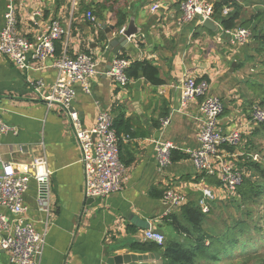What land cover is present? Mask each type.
I'll use <instances>...</instances> for the list:
<instances>
[{
  "label": "crops",
  "instance_id": "crops-1",
  "mask_svg": "<svg viewBox=\"0 0 264 264\" xmlns=\"http://www.w3.org/2000/svg\"><path fill=\"white\" fill-rule=\"evenodd\" d=\"M182 2L17 1L19 33L27 39L34 41L57 19L66 32L60 41L63 53L67 52L70 57L80 53L92 55L100 72L109 69L116 57L124 56L130 64L149 61L158 67L163 80L161 86H155L139 78L131 80L127 87H120L100 73L91 82L90 93L84 92L80 85L75 86L73 109L86 129L94 128L100 111L112 113L120 138V157L126 167L122 191L104 199L87 200L85 170L71 122L62 111L48 109L29 83L41 80L47 88L52 85L57 78L53 61L34 63L33 70L24 72L0 55V115L18 130L17 134L3 137L0 147L3 160L23 172L42 157L52 173L48 196L41 198L38 184L32 180L24 197V218L46 235L41 264H108L109 258L132 253L124 247L144 240L148 229L167 237L163 230L168 227L165 219L179 214L181 209L174 208L166 216L171 208L164 200L168 189L182 193L186 197L185 205H200L204 189L212 190L215 200L225 198L217 179V184H209L204 174L194 169L188 154L199 145L202 100L197 99L187 107L182 105L180 84L186 77L197 80L206 77L210 94L220 97L226 107L220 119L221 128L226 133L242 132L241 146L236 156L231 157L233 164L243 165L241 170L246 173L251 155L264 156V131L253 135L257 128L250 117L252 110L264 101V83L258 79L251 81L254 77L244 75L249 70L259 75L264 72V68L250 60L252 53H248L256 47V41L233 48L226 38L222 42L218 40L220 27L211 35L198 30L202 25L198 20L180 25ZM6 5L7 0H0V35ZM85 5L93 6L97 24L85 18ZM155 6L158 9L153 12ZM118 10L127 15L126 24L120 30L116 27ZM131 21L138 34L130 37V45L112 46ZM235 61L237 65L231 72ZM238 63L243 66L237 69ZM257 88L262 93L256 92ZM165 120L167 125L163 124ZM157 140L173 143V152L180 157L164 172L158 171L155 161L154 141ZM249 140L259 149L249 151L246 148ZM0 214L11 217L5 209H0ZM134 230L136 234L132 233ZM0 264H11L7 252H0Z\"/></svg>",
  "mask_w": 264,
  "mask_h": 264
},
{
  "label": "built area",
  "instance_id": "built-area-1",
  "mask_svg": "<svg viewBox=\"0 0 264 264\" xmlns=\"http://www.w3.org/2000/svg\"><path fill=\"white\" fill-rule=\"evenodd\" d=\"M18 0H7L4 15L5 24L0 35V55L10 59L24 72L33 70V64L53 61L52 67L57 71L55 82L48 88L41 80L29 83L48 109H58L70 120L73 133L81 151V162L85 170V196L87 200L104 199L123 190L126 167L120 157V138L115 128L114 118L110 111H100L97 123L92 129H86L79 114L73 109L76 100L75 86L80 85L86 93L91 92V82L100 73L111 79L120 87H127L131 79L127 75L130 61L116 57L111 67L99 71L97 60L90 54L80 53L70 57L64 52L57 58V43L66 32L59 20H52L49 26L36 36L34 41L19 33ZM157 6L152 8L156 11ZM183 15L179 22L184 25L195 20L203 24L213 20L221 29L219 41L225 38L233 48L246 46L252 38V30L246 27L226 29L214 18V1L183 0ZM230 9L224 7L222 15L228 16ZM88 20L97 24L96 17L88 12ZM124 29L120 34L124 33ZM130 39V38H129ZM210 83L186 77L181 81V102L184 107L197 99H201V127L198 136V147L189 150L188 154L197 172L216 177L225 197L237 193L245 180V172L238 169L231 161L236 154L226 152V147L241 146L243 134L240 130L226 133L220 126V119L225 113V105L218 96L210 94ZM251 121L255 125L264 123V109L256 107L251 112ZM168 124V120L163 122ZM15 127L8 125L0 115V147L4 136L17 134ZM155 161L158 171L164 172L173 164L171 142L154 141ZM253 161H264L258 154L250 156ZM0 163L3 174L0 175V209L7 210L11 217L0 214V251L10 255L11 264H41L46 235L24 218V197L34 180L39 187L41 198L48 196L51 171L44 158L36 159L23 172L16 170L13 164L6 163L0 152ZM45 198V197H44ZM43 198V199H44ZM215 194L210 189L203 190L200 206L205 213L209 212L208 201H214ZM164 200L170 204L168 216L174 208H181L186 203V197L177 190L168 189L164 192ZM144 239L162 246L165 235L156 230L148 229Z\"/></svg>",
  "mask_w": 264,
  "mask_h": 264
},
{
  "label": "trees",
  "instance_id": "trees-1",
  "mask_svg": "<svg viewBox=\"0 0 264 264\" xmlns=\"http://www.w3.org/2000/svg\"><path fill=\"white\" fill-rule=\"evenodd\" d=\"M109 1L110 0H105V3ZM105 3L103 4V8ZM214 7V18L220 21L224 28H248L249 26L253 28L252 36L256 41V47L254 48L255 52L250 55V60H253L256 66L264 68V9L258 7L247 20L245 19V15L248 7L238 0H218L214 2ZM224 7L231 9L229 15L226 17H222L221 15ZM83 10L87 13L91 12L96 17L92 5H85ZM116 17L118 19L116 27L120 30L126 24L127 15L125 12L118 10L116 11ZM198 30L207 32L211 35L216 34L207 30L202 25L198 27ZM62 50V44L58 42L57 58L62 56ZM121 58L126 57L122 56ZM242 66L243 64L238 63L237 69ZM127 75L131 80L145 78L152 85L161 86L163 84L158 67L154 66L149 61L131 63L127 70ZM203 79L206 80V77ZM259 107L264 109V101L259 104ZM256 128L253 135H257L259 132L264 131V123L256 125ZM246 148H248L249 151H251V149L254 151L259 149L258 146L250 140ZM225 150L230 154H235L237 151L234 147H226ZM245 156L247 157L246 154ZM179 158L180 157L173 152V162ZM262 159H264V156ZM249 160L250 162L246 165L248 171L245 173L244 183L238 188L235 195L212 201L209 205V212L207 213L203 211V208L199 204L189 203L181 207L179 214L169 215L164 223L174 228L176 236H167L162 246L154 242H148L145 239L127 244L124 248H127L132 253L159 256L158 259L154 258L146 262L132 264H223L224 261H228L234 255L236 250L238 252L237 256L241 254V257L247 259L242 261V264H247L249 260H255L253 264H264L263 253L254 256L247 255L251 256L247 257L243 252L251 246L250 241H252L253 247H255V240L252 239V234L250 233L255 223H252L250 219L253 215V207L260 203H264V161L255 162L250 157ZM242 166L243 165L240 164L237 168L241 170ZM204 176L209 184H217L216 177L206 174H204ZM217 182L218 186H220V182L218 180ZM228 203L229 206L235 208L239 213L241 212L242 218L233 220L231 222L232 225L231 223L230 225L226 223L216 228L212 227L208 220L215 215V209L219 207L226 209ZM255 228L257 232L262 230L257 225H255ZM132 233L136 234L137 230H134ZM247 236L249 238H246ZM261 238L258 244H262V247H264V237Z\"/></svg>",
  "mask_w": 264,
  "mask_h": 264
},
{
  "label": "rangeland",
  "instance_id": "rangeland-1",
  "mask_svg": "<svg viewBox=\"0 0 264 264\" xmlns=\"http://www.w3.org/2000/svg\"><path fill=\"white\" fill-rule=\"evenodd\" d=\"M239 1L246 4L248 7L246 10L245 19H247L249 16L251 17L253 15L254 11H256L258 9V7L264 9V0H239ZM263 26H264V21H263ZM248 28H250L252 30V33H253V28L251 26H249ZM252 40H253V36L250 40V43ZM253 52H255L254 48H250L248 50V53H250V54L251 53L253 54ZM257 73H258L257 71L252 72L249 70V71H247V74H244V75H248V76L250 75V78L254 77L252 79H249L251 81L257 82L256 79H258L259 80L258 82L264 83V72H262V74H260V75ZM256 76H258V78H256ZM253 90H255V89H253ZM262 91L263 90L262 89L260 90L259 88H257V90H256V92H261V93H262ZM214 212H215V215L208 220V222H210L209 224H211L212 227H214V228H216L219 225H224L226 223L230 225V223L233 220L242 218L241 212L239 213L235 208H233L232 206H229V203H228V207L226 209L219 207V208L215 209ZM250 221L252 223H255V225L260 227L262 230L260 232H257L255 225H254V227L250 233L252 234V239L255 240V247H253V243H252V241H250L251 246L248 247L247 250L243 251L245 253L244 255L245 256H247V255L254 256V255H259L262 253L264 254V247H262L263 245L258 244V241H260V238L264 237V203H260L259 205H256L253 207V215H252V218L250 219ZM231 225H232V223H231ZM163 230L166 232V234L169 237H171V236L175 237L176 236L175 235L176 232H175L174 228L171 226L164 227ZM178 238H179V236H178ZM246 238H249V237L247 236ZM179 240H183V239H179ZM257 245H259V246H257ZM237 253L238 252L236 250L234 255L228 261H224L223 264H242V261L247 260L244 257H241L240 256L241 254H238V256H237ZM251 256H247V257H251ZM253 263H255V260H249L247 262V264H253Z\"/></svg>",
  "mask_w": 264,
  "mask_h": 264
},
{
  "label": "water",
  "instance_id": "water-1",
  "mask_svg": "<svg viewBox=\"0 0 264 264\" xmlns=\"http://www.w3.org/2000/svg\"><path fill=\"white\" fill-rule=\"evenodd\" d=\"M202 26L204 28H206L207 30L212 31V32H218V30H219L218 24L216 22H214L213 20H210V19L204 21ZM137 34H138V30L133 27V21H131V24L128 27V29H126L123 34H119V36H117V37H119V39L116 40L115 42L111 43V45L114 46V45L118 44V45L128 47L130 45L129 38L131 36L137 35ZM236 65H237V62L235 61L232 64L231 72L234 71ZM152 230H154V229H152ZM148 242H150V241H148ZM154 258L158 259L159 256L158 255H141V254H135V253H127V254H121V255H117V256H114L112 258H109L108 264L140 263V262L149 261V260L154 259Z\"/></svg>",
  "mask_w": 264,
  "mask_h": 264
}]
</instances>
